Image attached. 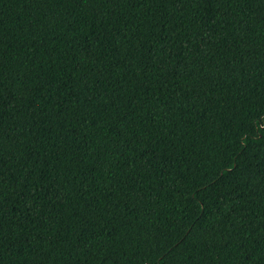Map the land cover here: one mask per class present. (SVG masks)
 Masks as SVG:
<instances>
[{
  "label": "trees",
  "instance_id": "16d2710c",
  "mask_svg": "<svg viewBox=\"0 0 264 264\" xmlns=\"http://www.w3.org/2000/svg\"><path fill=\"white\" fill-rule=\"evenodd\" d=\"M0 264H264V0H0Z\"/></svg>",
  "mask_w": 264,
  "mask_h": 264
}]
</instances>
